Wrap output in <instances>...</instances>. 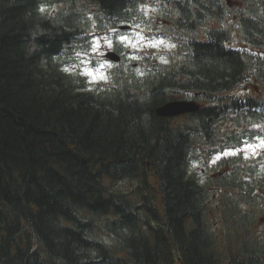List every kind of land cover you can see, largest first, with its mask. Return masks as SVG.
<instances>
[{"label":"trees","instance_id":"1","mask_svg":"<svg viewBox=\"0 0 264 264\" xmlns=\"http://www.w3.org/2000/svg\"><path fill=\"white\" fill-rule=\"evenodd\" d=\"M261 1L0 0V264H220L221 254L251 264L240 155L221 159L210 184L221 190L220 240L190 161L264 133ZM149 5L176 59L143 54L142 74L120 62L98 88L65 71L94 34L148 28ZM178 98L201 107L156 114ZM120 180L128 186L108 184ZM253 181L264 189V175Z\"/></svg>","mask_w":264,"mask_h":264},{"label":"rangeland","instance_id":"2","mask_svg":"<svg viewBox=\"0 0 264 264\" xmlns=\"http://www.w3.org/2000/svg\"><path fill=\"white\" fill-rule=\"evenodd\" d=\"M238 5L239 3L232 2V4ZM261 9L264 11V1H261ZM41 11L43 13L51 14L54 8L47 5L41 6ZM147 17L151 18L153 22L149 24L148 28L141 26H133V28L128 30H122L119 33H113L109 31H103L102 33L94 34L91 42L90 49L87 50L86 54L83 56H75L71 58H64L65 61L64 69L68 71L80 70L83 75L86 71L99 70L106 79H98L94 82L91 78L85 75L88 81L91 83L89 88H98L100 86H105L109 84L113 74L112 69L117 66H121L119 63L126 61L124 67L127 65H132L136 67L135 72L142 74L143 69H146V62L143 61V54H147L154 61L161 62V64H168L171 60L176 59V44L174 39L168 35L161 34L164 30L163 23L157 18L158 8L157 6L149 5L145 8ZM264 13V12H263ZM209 25V24H208ZM213 25H218L213 24ZM121 37L125 39L122 41ZM106 40L111 41V47L108 46ZM98 42L99 47L93 51L94 43ZM162 42V43H160ZM116 47H121L119 51L122 56L120 62H114L105 57L104 53L106 50L114 49ZM103 65V67H101ZM245 90L251 89L252 87L243 86ZM240 155L242 159V164H239L241 170V175L244 178L262 179L264 175V133L255 136L252 139L244 142L239 148L226 149L224 152H220L212 156L211 159L206 161L203 157L192 158L190 161V171H192L197 179L207 186L209 200L208 205L211 206L209 210V221L212 226L213 232L220 240L222 236V226H221V210L220 205V191L217 186H211L213 178L219 177L222 171L221 159ZM226 157V158H225ZM107 183V180H106ZM108 184L113 187H126L128 182L126 180L120 181H108ZM264 215V212L261 214ZM221 253L224 250L218 249ZM220 264H227L223 261V255L221 254L219 258Z\"/></svg>","mask_w":264,"mask_h":264},{"label":"flooded vegetation","instance_id":"3","mask_svg":"<svg viewBox=\"0 0 264 264\" xmlns=\"http://www.w3.org/2000/svg\"><path fill=\"white\" fill-rule=\"evenodd\" d=\"M255 184L251 178H245L242 230L246 247L243 246V251L247 263L264 264V215H261L264 212V189ZM250 245H253L251 253ZM226 256L227 254L223 255V261L232 264Z\"/></svg>","mask_w":264,"mask_h":264},{"label":"water","instance_id":"4","mask_svg":"<svg viewBox=\"0 0 264 264\" xmlns=\"http://www.w3.org/2000/svg\"><path fill=\"white\" fill-rule=\"evenodd\" d=\"M131 25L128 23L120 24V29H128ZM112 61H119L120 56L114 50H107L104 54ZM200 108V104L192 99H172L156 107L157 115L163 117L176 116L187 112H195Z\"/></svg>","mask_w":264,"mask_h":264},{"label":"snow or ice","instance_id":"5","mask_svg":"<svg viewBox=\"0 0 264 264\" xmlns=\"http://www.w3.org/2000/svg\"><path fill=\"white\" fill-rule=\"evenodd\" d=\"M125 38L124 37H121V40L123 41ZM106 43L108 44L109 47H111V41L110 40H106ZM162 43V42H160ZM99 47V44L98 42L94 43L93 45V51L96 50V48ZM101 67H103V65H101ZM65 71H68V69H65ZM85 75L89 76L91 78V80L94 82L95 80H102V79H106V77L102 74V73H99V70H96V72H93V71H86L84 73Z\"/></svg>","mask_w":264,"mask_h":264}]
</instances>
